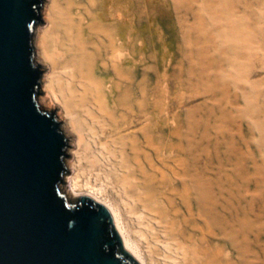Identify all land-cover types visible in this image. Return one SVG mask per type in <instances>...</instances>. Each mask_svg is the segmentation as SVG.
<instances>
[{
	"label": "rangeland",
	"instance_id": "rangeland-1",
	"mask_svg": "<svg viewBox=\"0 0 264 264\" xmlns=\"http://www.w3.org/2000/svg\"><path fill=\"white\" fill-rule=\"evenodd\" d=\"M61 1L44 0V12L50 7L51 15L37 25L35 37L39 30L59 25L58 11L66 7ZM97 2L72 0L70 6L92 11ZM111 8L122 15L117 23L121 34L128 26L125 17L134 29L133 59L124 69L138 91L147 83L150 133L161 136L154 146L179 151L181 175L194 179L197 187V226L210 232L204 222L212 225L213 241L200 242L198 234L190 238L192 249L202 251L201 260L222 259L217 264H264V0H113ZM50 70L45 68L44 75ZM44 79L43 104L62 120L58 103L48 106ZM86 136L91 147L83 144L80 150V179L105 186L108 198L122 202L125 194L117 182L125 172L122 159ZM71 147L69 141L67 159L78 160ZM77 172L69 169L68 175ZM170 176L167 181L174 178ZM174 206L182 214L177 226L188 224L186 204ZM126 216L132 228H147L136 214ZM147 235L142 245L157 264L192 263L184 250L166 244L162 225L154 223ZM224 235L241 240L246 254L231 251Z\"/></svg>",
	"mask_w": 264,
	"mask_h": 264
},
{
	"label": "bare ground",
	"instance_id": "bare-ground-1",
	"mask_svg": "<svg viewBox=\"0 0 264 264\" xmlns=\"http://www.w3.org/2000/svg\"><path fill=\"white\" fill-rule=\"evenodd\" d=\"M71 1H61L62 9L64 5L66 7L58 11L59 25L51 30H39L35 37L39 64L46 69L51 68L44 75L45 91L50 97L48 106L57 102L62 108L61 127L72 145L69 152L78 156V160L67 159L68 168L78 172L65 176V193L71 199L87 194L96 196L108 204L117 216L124 246L142 264H157L152 251L145 250L141 242L148 239L147 231L154 227V223L163 226L166 244L184 250V257L186 259L189 255L191 264H217L222 259L201 260L199 254L202 251L191 247L190 238L198 234L200 242L204 240L203 243L209 244L213 241L212 225L204 222L210 232L197 226L199 220L195 216L194 205L198 203V192L194 179L186 178L184 173L181 175L179 151L172 146H154L161 136L154 138L150 133L147 83L138 91L124 69L133 59L129 52L130 38L134 33L130 20L124 18L128 26L121 34L117 23L122 15L111 8L113 0H98L91 6L92 11H72ZM108 1L110 6L107 7ZM44 13L49 20L50 7H46ZM40 98L44 103L46 98ZM86 133L114 157L122 159L125 172L116 180L125 194L122 202L108 198L105 186L80 179V150L83 144L86 148L91 147ZM97 161L95 156L91 164L94 166ZM170 174L174 178L167 181ZM184 204L190 217L188 224L179 225L180 228L176 219L182 214L174 205L182 207ZM126 213L136 214L146 230L132 228ZM175 237L180 238V243L170 241ZM223 239L230 244L231 251L239 253V257L246 254L241 249V240H230L227 235ZM254 264L259 262L255 260Z\"/></svg>",
	"mask_w": 264,
	"mask_h": 264
},
{
	"label": "water",
	"instance_id": "water-1",
	"mask_svg": "<svg viewBox=\"0 0 264 264\" xmlns=\"http://www.w3.org/2000/svg\"><path fill=\"white\" fill-rule=\"evenodd\" d=\"M44 0H0V264H142L96 196L71 199L69 140L40 98Z\"/></svg>",
	"mask_w": 264,
	"mask_h": 264
}]
</instances>
